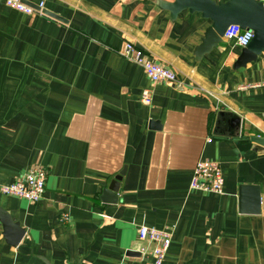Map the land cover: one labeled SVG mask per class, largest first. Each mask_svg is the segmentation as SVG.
<instances>
[{"label": "crops", "instance_id": "0c3cea01", "mask_svg": "<svg viewBox=\"0 0 264 264\" xmlns=\"http://www.w3.org/2000/svg\"><path fill=\"white\" fill-rule=\"evenodd\" d=\"M24 1L44 14L0 3V185L41 167L46 192L0 194L21 229L0 218V264H149L141 226L173 234L164 264H264V53L237 66L244 48L223 37L198 56L212 21L173 17L175 0ZM126 43L180 84L152 82ZM204 159L222 195L191 189ZM241 186L258 205L241 208Z\"/></svg>", "mask_w": 264, "mask_h": 264}, {"label": "built area", "instance_id": "2783aa9c", "mask_svg": "<svg viewBox=\"0 0 264 264\" xmlns=\"http://www.w3.org/2000/svg\"><path fill=\"white\" fill-rule=\"evenodd\" d=\"M264 6V0H256ZM0 3L19 11L23 14H44V3L37 8L27 4L24 0H0ZM224 38L235 41L242 48H247L254 39V32L243 29L239 25L230 26ZM122 55L141 66L147 77L154 83L168 82L180 84L178 75L173 70L156 63L143 49L137 48L132 43H126ZM257 88H264V81L255 85ZM144 103L151 101V92L145 91L142 97ZM47 172L41 167H31L16 182L8 185H0V194L10 197H17L37 203L42 200L46 192ZM225 188V178L222 165L212 160H201L198 162L191 181V189L199 190L216 195H222ZM66 215L64 220H68ZM139 239L148 242L153 247L147 251L143 249V255L147 254L151 261L149 264H164L167 253L170 249L173 234L169 231L153 227L141 226L138 230Z\"/></svg>", "mask_w": 264, "mask_h": 264}, {"label": "water", "instance_id": "95a60500", "mask_svg": "<svg viewBox=\"0 0 264 264\" xmlns=\"http://www.w3.org/2000/svg\"><path fill=\"white\" fill-rule=\"evenodd\" d=\"M168 8L173 17H177L183 10H189L192 13L201 12L204 18L211 19L212 26L207 29L202 43L197 47L198 56H202L222 43L227 29L232 25H239L243 29L254 32V39L247 48L242 50L237 66L257 61L258 57L264 53V6L256 0H229L227 3H217L213 0H175L174 3L168 4ZM124 174L125 171L121 172L109 189L114 195L118 193ZM249 193L254 194V203L259 204V189L252 186H241V208L243 210L248 208L246 196ZM113 200L117 202L115 196ZM0 218L8 233L16 229L21 230L19 225L13 223L10 216L2 209H0ZM23 233L24 231H21L18 241L21 240Z\"/></svg>", "mask_w": 264, "mask_h": 264}]
</instances>
